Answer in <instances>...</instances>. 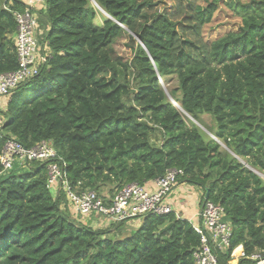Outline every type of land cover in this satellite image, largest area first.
Instances as JSON below:
<instances>
[{
	"label": "trees",
	"instance_id": "1",
	"mask_svg": "<svg viewBox=\"0 0 264 264\" xmlns=\"http://www.w3.org/2000/svg\"><path fill=\"white\" fill-rule=\"evenodd\" d=\"M5 3L0 74L18 67ZM220 8L237 21L215 28ZM41 12L50 56L0 111V152L10 136L25 147L51 140L69 184L105 201L182 169L179 183L222 205L232 227L220 264L240 245L238 264L264 257V181L250 169L264 173V0H45ZM46 166L0 176V264H195L190 221L146 215L119 237L121 223L88 225L62 191L53 196Z\"/></svg>",
	"mask_w": 264,
	"mask_h": 264
},
{
	"label": "built area",
	"instance_id": "2",
	"mask_svg": "<svg viewBox=\"0 0 264 264\" xmlns=\"http://www.w3.org/2000/svg\"><path fill=\"white\" fill-rule=\"evenodd\" d=\"M4 1V8L12 13L16 22L14 41L18 67L15 71L0 74V111L6 107L2 99L9 100L18 85L36 76L50 56L48 43L40 42L36 34L38 12L45 8V0H19L23 6L21 10L11 7L15 0ZM4 124L5 117L0 112V137L3 135ZM30 161L46 162L47 188L56 195L62 191L74 210L84 216L97 217L94 226L102 228L146 215L174 212L168 198L183 173L182 169H168L162 177L152 180L151 187L136 183L122 185L105 201L93 190H76L69 184L65 173L66 163L58 157L51 140H42L32 147H25L14 137H7L0 152V176ZM252 171L264 181L263 172L257 169ZM197 217L198 222L192 224L200 236V246L193 253L194 262L220 264L218 253L227 252L232 236V227L225 219L224 208L208 199L200 200ZM239 247L241 251L235 255ZM246 257L240 245L231 251L230 259L225 264H238L239 259ZM248 258L252 261L250 264H264L261 253L256 252Z\"/></svg>",
	"mask_w": 264,
	"mask_h": 264
},
{
	"label": "crops",
	"instance_id": "3",
	"mask_svg": "<svg viewBox=\"0 0 264 264\" xmlns=\"http://www.w3.org/2000/svg\"><path fill=\"white\" fill-rule=\"evenodd\" d=\"M39 17L42 19L39 22V32L42 33V31L44 30H46L47 32V30L49 29V24L41 11L38 12V18ZM12 38H14V35H12ZM7 101L8 98L2 99V103L4 104L5 102L7 103ZM145 186H153V181L147 182ZM52 194H54L53 196L56 195L55 193ZM201 194L202 191L197 186L187 183H178V185L173 188L171 194L169 195L168 202L172 205L176 215L190 221L191 223H195L198 222L197 215L200 207ZM141 223L142 218L126 222V227H128V230H126V232L129 233L130 231H133L135 228H138ZM237 250L238 252L235 255H238L240 253V247L236 249V251Z\"/></svg>",
	"mask_w": 264,
	"mask_h": 264
},
{
	"label": "rangeland",
	"instance_id": "4",
	"mask_svg": "<svg viewBox=\"0 0 264 264\" xmlns=\"http://www.w3.org/2000/svg\"><path fill=\"white\" fill-rule=\"evenodd\" d=\"M243 1V0H242ZM100 10V9H99ZM100 12H102L103 13V11H101L100 10ZM229 15V13L227 12V11H225V10H222V8H220V10L217 12V17L218 18H220V19H222L221 21H220V23L219 24H216L214 27L216 28V27H218V25H223V27H227V26H229V25H231L233 22H235V21H237V20H234V19H232L231 17H229L228 16ZM40 16V15H39ZM42 19L39 17L38 18V25H37V29H36V34H37V38H38V40L40 41V42H45L46 40H45V34H46V30H44V31H42V33H40L39 32V28H40V26H39V22L41 21ZM164 84V83H163ZM169 85V88H176V86H177V84H176V80L174 79V78H172L171 80H169V82L166 84V85H164V87L166 88V86H168ZM168 93V91L165 89V93ZM169 94V93H168ZM177 94L179 95V93L177 92ZM170 95V94H169ZM173 100V99H172ZM6 105H7V103H6ZM177 106H178V104H177ZM7 107V106H6ZM6 107H4V108H6ZM179 108V107H178ZM187 117H188V119H190L191 117H189L188 115H187ZM200 119H201V121H202V123H203V125L201 124V123H199V121H196V122H198L201 126H202V128L203 129H205V131H207L208 132V130L206 129L207 127H213V125H214V122H213V120H212V118L209 116V115H207V114H203V115H201V117H200ZM207 126V127H206ZM105 193V192H104ZM87 224L88 225H90V223H93V221L95 220V221H98V218L97 217H94V216H88L87 218ZM127 225H126V222H123V223H121L120 224V230H119V237L120 236H122V235H124L123 233H125L126 235H128V232H126V230H128L127 228L128 227H126ZM136 229V228H135ZM121 231H122V233H121ZM118 235H116V237L118 236Z\"/></svg>",
	"mask_w": 264,
	"mask_h": 264
},
{
	"label": "water",
	"instance_id": "5",
	"mask_svg": "<svg viewBox=\"0 0 264 264\" xmlns=\"http://www.w3.org/2000/svg\"><path fill=\"white\" fill-rule=\"evenodd\" d=\"M92 2H94V0H91ZM100 9V8H99ZM101 10V9H100ZM102 11V10H101ZM166 95L169 97V99L173 102V104L176 106V107H179L177 106V104L172 100V97L166 92ZM198 123V122H197ZM250 168V167H249ZM251 170H254L253 168H250ZM205 199H207V193L205 195Z\"/></svg>",
	"mask_w": 264,
	"mask_h": 264
}]
</instances>
